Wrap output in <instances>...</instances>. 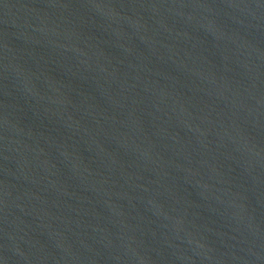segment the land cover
<instances>
[{"label":"water","instance_id":"obj_1","mask_svg":"<svg viewBox=\"0 0 264 264\" xmlns=\"http://www.w3.org/2000/svg\"><path fill=\"white\" fill-rule=\"evenodd\" d=\"M0 264H264V0H0Z\"/></svg>","mask_w":264,"mask_h":264}]
</instances>
